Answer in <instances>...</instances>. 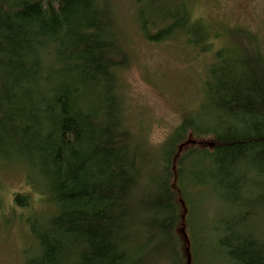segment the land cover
<instances>
[{
  "label": "trees",
  "instance_id": "trees-1",
  "mask_svg": "<svg viewBox=\"0 0 264 264\" xmlns=\"http://www.w3.org/2000/svg\"><path fill=\"white\" fill-rule=\"evenodd\" d=\"M180 10L158 25L141 9L148 38L188 27L201 45ZM242 52L215 54L204 116L187 112L156 147L129 125L109 0H0V161L21 163L54 207L29 219L39 252L26 264H264V56ZM213 193L251 213L200 227L195 203Z\"/></svg>",
  "mask_w": 264,
  "mask_h": 264
},
{
  "label": "rangeland",
  "instance_id": "rangeland-1",
  "mask_svg": "<svg viewBox=\"0 0 264 264\" xmlns=\"http://www.w3.org/2000/svg\"><path fill=\"white\" fill-rule=\"evenodd\" d=\"M113 8L119 37L127 52V64L120 74V91L124 96L129 125L138 136L160 147L174 132L187 112L204 116V80L215 54L223 49L228 56L259 52L264 56V0H109ZM177 7L178 13L189 10L192 23L199 24L206 40L199 46L189 40L197 35L188 27L177 29L163 40L148 38L143 18L159 21L168 18ZM144 14V13H143ZM152 35L158 29L149 27ZM150 34V35H151ZM208 47L206 50L203 48ZM206 141V140H205ZM242 171L241 174H243ZM249 178L252 174L249 173ZM248 190L251 182L246 183ZM195 190H192L194 195ZM27 195L25 207L16 197ZM247 195H249L247 193ZM0 264H26L39 252L31 234L29 219L41 222L43 214L54 207L45 196L27 182L26 168L21 163L0 161ZM228 203L213 193L195 203L193 217L205 228L224 217L239 219L251 208ZM188 213L187 206L185 214ZM250 214L249 221L253 218ZM213 220V221H212ZM248 221V222H249ZM252 222V221H251ZM264 236V218L258 222ZM221 230V226H220ZM182 240L191 257V232L183 228Z\"/></svg>",
  "mask_w": 264,
  "mask_h": 264
}]
</instances>
